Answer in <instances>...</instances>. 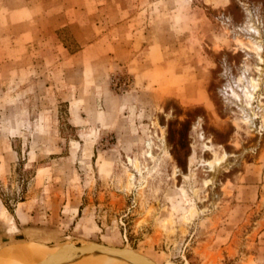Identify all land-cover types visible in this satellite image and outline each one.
<instances>
[{"label":"rangeland","instance_id":"374dc122","mask_svg":"<svg viewBox=\"0 0 264 264\" xmlns=\"http://www.w3.org/2000/svg\"><path fill=\"white\" fill-rule=\"evenodd\" d=\"M87 243L264 264V0H0V254Z\"/></svg>","mask_w":264,"mask_h":264},{"label":"bare ground","instance_id":"6f19581e","mask_svg":"<svg viewBox=\"0 0 264 264\" xmlns=\"http://www.w3.org/2000/svg\"><path fill=\"white\" fill-rule=\"evenodd\" d=\"M252 29V28H251ZM255 32V30H254ZM258 32V31H257ZM252 49L256 53L257 57L262 61L261 53L262 47L258 41H251ZM246 73L241 74L240 77L236 79L239 91L244 92L245 97L254 99V93L250 90V87L255 89L257 83L256 78H247L248 85L245 84ZM239 91L232 90V95L237 101H242V96ZM249 105V103H247ZM210 147H208L209 149ZM217 162L215 159L209 162V165L213 168L214 164ZM40 244V243H39ZM37 244H25L20 245L13 250H7L0 254V264H42L44 261L51 259L53 255L57 252L58 248L51 246H42ZM59 247V246H57ZM63 264H131L127 261L121 260L117 257L103 255L101 253H90L86 255L73 256Z\"/></svg>","mask_w":264,"mask_h":264},{"label":"water","instance_id":"95a60500","mask_svg":"<svg viewBox=\"0 0 264 264\" xmlns=\"http://www.w3.org/2000/svg\"><path fill=\"white\" fill-rule=\"evenodd\" d=\"M90 253H101L103 255L117 257L131 264H156L150 258L129 248H119L101 243H87L82 245L65 244L58 247L57 252L51 259L42 264H63L73 256L86 255Z\"/></svg>","mask_w":264,"mask_h":264}]
</instances>
